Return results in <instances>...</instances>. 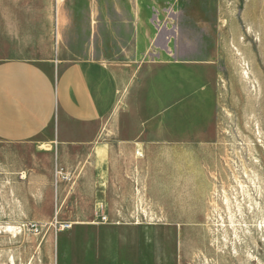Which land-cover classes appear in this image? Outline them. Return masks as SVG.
I'll return each mask as SVG.
<instances>
[{
    "label": "crops",
    "instance_id": "0c3cea01",
    "mask_svg": "<svg viewBox=\"0 0 264 264\" xmlns=\"http://www.w3.org/2000/svg\"><path fill=\"white\" fill-rule=\"evenodd\" d=\"M226 2L0 0V215L8 182L20 205L17 186L32 187L27 201L50 202L63 167L92 205L81 216L104 217L108 249L99 243L95 262L86 250L82 264H129L110 250L111 234L129 243L138 223L117 219L146 214L181 227L201 217L217 130L184 122L190 112L217 117L213 57L227 55L211 47L227 39ZM151 238L148 226L141 240ZM56 243V264H69L65 238Z\"/></svg>",
    "mask_w": 264,
    "mask_h": 264
},
{
    "label": "rangeland",
    "instance_id": "374dc122",
    "mask_svg": "<svg viewBox=\"0 0 264 264\" xmlns=\"http://www.w3.org/2000/svg\"><path fill=\"white\" fill-rule=\"evenodd\" d=\"M226 1L227 39L211 47L227 55L224 59V55L213 54L214 63L221 68L214 107L217 117L207 121L190 112V120L184 122L189 129L217 130L202 216L185 219L181 227H160L157 218L146 214L117 219L138 223L129 243L111 234L110 250L115 244L120 256L125 251L123 258L129 264H264V0ZM243 70H248V78ZM208 105L206 102L204 108ZM173 125L168 123L169 132ZM54 174L58 181L51 186L50 202L27 201L29 195L25 194L32 187L17 186L24 197L20 217L13 216L22 204L16 202L8 182L7 214L0 215V264H56L63 256L57 250V236L65 238L69 264H82L86 250L95 262L99 243L101 251L107 248L98 224L100 216H81L92 205L76 192L79 186L74 172L67 174L58 167ZM45 188L40 187L42 193ZM133 192L145 195V187L133 186ZM144 208L143 201L132 207L137 211ZM30 223H36L37 230ZM63 223L70 227L61 229ZM148 226L152 238L146 242L141 235Z\"/></svg>",
    "mask_w": 264,
    "mask_h": 264
},
{
    "label": "built area",
    "instance_id": "2783aa9c",
    "mask_svg": "<svg viewBox=\"0 0 264 264\" xmlns=\"http://www.w3.org/2000/svg\"><path fill=\"white\" fill-rule=\"evenodd\" d=\"M55 1V3H57L58 1H62V0H54ZM136 153L140 156L141 155V153H139V152H137L136 151ZM101 219L102 220H104V217L102 216L101 217ZM60 225V227H61V229H64V228H68V227H70V224L69 223H63V224H59ZM30 228H32V229H34V230H37V224L36 223H30Z\"/></svg>",
    "mask_w": 264,
    "mask_h": 264
},
{
    "label": "bare ground",
    "instance_id": "6f19581e",
    "mask_svg": "<svg viewBox=\"0 0 264 264\" xmlns=\"http://www.w3.org/2000/svg\"><path fill=\"white\" fill-rule=\"evenodd\" d=\"M235 52H236V51H235ZM238 52H240V51H238ZM242 60H243V59H242ZM242 62H243V61H242ZM242 62H241V63H242ZM245 62H246V61H245ZM242 73H243V76H244V77H246V78L249 77V72H248V70H243ZM16 226H17V225H16ZM7 227L10 228L11 226H6V228H7Z\"/></svg>",
    "mask_w": 264,
    "mask_h": 264
}]
</instances>
